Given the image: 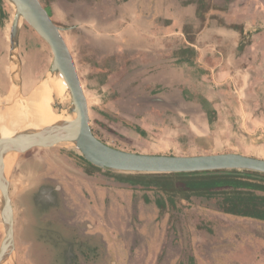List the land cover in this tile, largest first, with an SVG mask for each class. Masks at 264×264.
<instances>
[{"label": "rangeland", "instance_id": "1", "mask_svg": "<svg viewBox=\"0 0 264 264\" xmlns=\"http://www.w3.org/2000/svg\"><path fill=\"white\" fill-rule=\"evenodd\" d=\"M40 1L51 17L60 20L59 17L64 14L68 0ZM69 1L79 6L91 5L93 11L97 3L100 5L102 3V0ZM1 3L6 8L7 15L13 16L14 4L9 0H1ZM194 3L198 6L196 20H193L191 15V6ZM203 4L205 8L214 7L216 11L214 27L210 31L207 21L204 22L207 10L201 9L200 5ZM163 6L161 9H167L173 18H177V13L183 12V24H186L184 32L188 41H194L205 29L200 34L204 43L211 44L216 40L215 44L218 47L223 44L222 40L232 38L224 32H230L238 27L246 13L255 22L261 20L262 9L264 15V0H163ZM223 12L229 15L230 23L224 22V18L221 17ZM157 22V26L152 28L151 38L153 42H163L162 27L167 23H174L175 20L165 22L161 19ZM21 23L16 57L12 58L10 33L7 35L6 45L2 50L0 47V106H3L0 109V119L2 118L0 127L3 126V122L9 125L8 130L5 127L0 128L1 138L4 137L2 134H7L5 138H9L25 129L28 117L31 116L30 108L32 111L36 105L29 107L24 113L18 109L19 105L26 101L44 79L59 75L55 73L50 76L54 60L50 46L24 19ZM263 24L264 22L260 26ZM223 25L227 31L217 30V27ZM10 26L11 23L9 29ZM58 27L62 29L64 39L70 41L75 38L77 32L71 33L64 29L62 22ZM173 27L175 28L174 24H171L167 31L174 29ZM252 32L244 33L242 39L251 40ZM179 41L180 39L177 42ZM179 48L181 49L172 45L165 57L175 58L183 49ZM71 49L75 57H79L75 44ZM233 52L230 48L229 53ZM151 55L154 56L155 53L151 52ZM13 60L17 62L16 65L13 64ZM15 71L21 83L18 94L12 91ZM141 74L143 73L137 75L136 81L132 79L131 85L148 83L152 74L153 77L158 76V73L153 71L146 75ZM85 81L91 80L84 79ZM152 88L154 87L143 86L132 91V86L127 87L124 98H127L128 103L121 102L119 105L129 110L126 112L106 107H111L110 102L119 97L117 95L112 96L108 93L105 96L103 93L85 95L87 99L89 98L87 102L90 123L97 139L115 149L139 154L154 151L155 146L167 148L159 149L161 152L175 154L178 152L176 145H188L189 139L191 148L188 146L189 150H180L181 152L197 153L200 156L216 151L211 148L213 143L208 137L188 134L191 129L188 121L174 124L167 120V125L162 126V116L155 111L151 113L149 109L151 105L142 102L143 99L151 98L152 94L163 90ZM87 89L95 93L96 87L89 84ZM110 91L113 89H109ZM72 106L71 91L67 88L65 97L59 102L58 111L64 117ZM41 111L42 109H39L37 113ZM116 112L124 113L126 117L131 116V122ZM34 115L36 114H32ZM133 119L138 123H133ZM176 132L179 134L176 135ZM8 171L14 210L15 250L9 258L11 260L4 264H56L52 262L51 255L41 254L49 245L57 248L59 252L69 250L74 253L78 250V261L85 264L84 254L98 243L104 244L105 250L103 261L98 264H264L263 221L223 214L208 208L207 205H211L209 202L180 191L178 184L168 186L166 190L157 186L149 189H132L104 185L99 180L97 183L92 182L93 179L89 180L90 176L97 175L100 178L99 175H102L106 176L104 179L109 183L117 184L118 180L123 178L122 175L130 173L95 170L83 158L74 143L32 148L24 153L12 152L9 154ZM60 188L68 191L67 195H70L71 201L67 195L63 198ZM2 204L4 203L1 201L0 206L3 207ZM0 221L2 223V218ZM54 221L63 222L69 228L75 229H70L71 232L74 231L73 236L96 239L86 241L88 244L81 241L72 244V238L66 242L61 232L63 234L68 232ZM63 224L60 223L61 226H64ZM66 226L64 227L67 228ZM3 238H0V242ZM47 251L49 249L45 252ZM72 252L64 259L65 262H72Z\"/></svg>", "mask_w": 264, "mask_h": 264}, {"label": "crops", "instance_id": "2", "mask_svg": "<svg viewBox=\"0 0 264 264\" xmlns=\"http://www.w3.org/2000/svg\"><path fill=\"white\" fill-rule=\"evenodd\" d=\"M68 1L60 20L51 18L56 25L62 22L64 29L77 32L71 42L69 39L65 41L72 54L74 44L79 53V57L74 54L73 57L86 96L98 93H103V96L107 93L117 95L119 97L110 102L111 107H106L126 112L129 110L119 105L121 102L128 103L124 98L127 87L132 86V91L143 86L161 88L162 91L152 96L181 101L184 109L177 111L167 106L149 104L151 113L155 111L162 116V126L167 125V120L174 124L188 121L191 127L188 134L208 137L213 143L211 148L216 151H210L207 155L239 154L264 160V24L260 26L264 22L263 9L259 22L246 13L235 27L237 30L228 32L224 25L216 26L217 30H226L224 33L232 36L222 40L223 44L218 47L216 40L211 44L204 43L200 34L205 29L194 41H188L184 32L186 24H183V12L173 18L167 9H161V6L164 7L163 0H102L101 5L96 4L94 11L91 5L79 6ZM197 10L198 6L192 4L193 20L197 19ZM7 14L0 0L1 50L10 33L12 14ZM215 15L214 7L208 6L204 22L207 21L209 31L213 30ZM221 15L226 24L230 23L226 12ZM161 19L165 22L174 19L175 22L162 27L163 42H153L152 28ZM171 24L175 28L167 31ZM253 30L259 32L253 33ZM248 31L252 32L251 40L244 41L243 34ZM172 45L179 50V47L188 50L182 49L175 58H167L165 55ZM230 48L233 53H229ZM151 52L155 55L152 56ZM152 71L157 72L158 76L153 77L152 74L148 83L131 85L138 74L146 75ZM84 79L91 81L84 82ZM89 84L95 85V93L87 89ZM109 89L113 91L109 92ZM87 100L89 102V98ZM116 113L126 117L124 113ZM127 118L131 122V116ZM132 121L138 123L134 119ZM189 141L188 145H176L178 152L175 154L161 152L159 149H167L161 146L142 154L197 156V153L181 152L191 148ZM96 177L87 179L97 183L99 178ZM59 190L64 198L68 191L63 188ZM67 197L71 201L70 195Z\"/></svg>", "mask_w": 264, "mask_h": 264}, {"label": "water", "instance_id": "3", "mask_svg": "<svg viewBox=\"0 0 264 264\" xmlns=\"http://www.w3.org/2000/svg\"><path fill=\"white\" fill-rule=\"evenodd\" d=\"M9 1H12L15 5V11L10 21L12 58L16 57L15 52L19 43L21 21L24 19L52 49L54 60L51 70L53 71L55 66L61 65L62 70L57 73L63 76L71 91L73 106L70 114H75L76 116L73 120L61 121L58 124L40 131L30 133L19 132L10 138L0 139V189L4 201L1 214V218L4 220V238L0 246V264L7 262L15 250L14 210L10 197V182L7 173V159L9 158V154L12 152L24 153L32 148H48L47 145L37 142L15 146V141L20 136L28 134L35 135L39 137L42 143L49 141H53L54 144L61 142L74 143L79 148L83 158L89 163L102 170L114 172L172 174L247 170L264 173V160L239 154L190 157L146 155L115 149L97 139L91 128L87 98L78 76L74 58L62 35V29L54 23L48 10L40 0ZM13 62L14 65L17 64L14 60ZM12 82V91L18 94L21 83L16 71L13 72ZM11 96H13L12 93ZM142 102L167 106L177 111H184L181 107V101L174 99H162L156 96L143 99Z\"/></svg>", "mask_w": 264, "mask_h": 264}, {"label": "trees", "instance_id": "4", "mask_svg": "<svg viewBox=\"0 0 264 264\" xmlns=\"http://www.w3.org/2000/svg\"><path fill=\"white\" fill-rule=\"evenodd\" d=\"M200 6L202 7H200L201 9L205 8L204 4ZM205 9L207 10V7ZM89 164L95 170L102 171V169L91 163ZM105 177L106 176L101 175L99 178V181L104 185L130 187L132 189H149L157 186L167 190L166 187L178 184L180 186V191L187 192L190 195L196 196L198 199H204L209 202L211 205H207L208 208H212L223 214L247 217L264 222V173L247 170L172 174L130 173L126 174V176L122 175L123 178H120L117 184L109 183V181L104 179ZM54 223L68 232L65 234L61 232L66 242L69 238H72V244H75V242L78 244L80 241L88 244L86 241L96 239L95 237L84 238L79 235L73 236L74 234L72 233L75 229L69 228L63 224V222L60 223L67 228L55 221ZM70 229H73V232H71ZM56 239L60 240L58 237H56ZM92 247L93 249L88 251L89 253L86 252L84 254L85 264H98L103 261L105 255L104 244L98 243ZM46 249H49V251L45 252ZM56 249L57 248L50 247L49 245V248H45V251L43 250L41 254L51 255L52 262L56 264H62L63 261L65 264L81 263L78 261V250H73L74 253L71 251L73 253V260L67 263L64 259L69 256L71 252L69 250L59 252Z\"/></svg>", "mask_w": 264, "mask_h": 264}, {"label": "bare ground", "instance_id": "5", "mask_svg": "<svg viewBox=\"0 0 264 264\" xmlns=\"http://www.w3.org/2000/svg\"><path fill=\"white\" fill-rule=\"evenodd\" d=\"M10 2H12V1H10ZM13 6H15V5H13ZM60 70H62V69H61V65L59 64V65L54 67L53 71L50 70L51 71L50 76L52 74L57 73ZM59 75L57 77L48 78L47 80L44 79V82H42V84L31 93V95L26 99V101L21 102V104L18 107V109L20 110L21 113L22 112L24 113V111H28L29 107L36 105L32 109V111L30 108L31 116L28 117L27 125H26L25 129H23L21 132L30 133V132H34V131H40L44 128L58 124L61 121H70V120H73L75 118V116H76L75 114H70V112H68L66 114V116L63 117V115H61V112L59 113V111H58L59 102L65 97V91L67 90V88H69L67 83L65 82L63 76L62 75L59 76ZM1 108H3V106L2 107L0 106V109ZM39 109L40 110L42 109V111L40 113H37V111ZM2 113H3V111H2ZM34 113L36 115L32 116V114H34ZM0 120H2V118ZM9 123H11V122H9ZM13 124L15 125V123H13ZM8 126L6 123L3 122V126L0 128L5 127L8 130ZM16 127L18 128L17 125H16ZM9 129H11V128L9 127ZM12 129L14 130V128H12ZM16 129H15V131H16ZM2 132H4V130ZM0 135H1V133H0ZM6 135L2 134V136H4L2 138H5ZM0 138H1V136H0ZM35 142L43 144V145H47V146L54 144L53 141L42 143V142H40V139L38 136L28 134V135L20 136L15 141V146H21V145H25L28 143H35ZM61 143H66V142H61ZM10 162H11V159H10ZM8 165H9V158L7 159V166ZM7 173L9 174L8 170H7ZM1 201H2V203H4L3 197L1 196V189H0V202ZM2 208L3 207L0 206V220H1ZM3 227H4V220H2V223L0 221V238L4 237ZM1 241H2V239H1ZM0 244H1V242H0ZM9 260H11V259H9Z\"/></svg>", "mask_w": 264, "mask_h": 264}, {"label": "flooded vegetation", "instance_id": "6", "mask_svg": "<svg viewBox=\"0 0 264 264\" xmlns=\"http://www.w3.org/2000/svg\"><path fill=\"white\" fill-rule=\"evenodd\" d=\"M55 211H57V209H54Z\"/></svg>", "mask_w": 264, "mask_h": 264}]
</instances>
